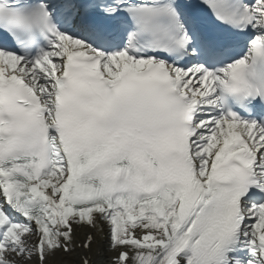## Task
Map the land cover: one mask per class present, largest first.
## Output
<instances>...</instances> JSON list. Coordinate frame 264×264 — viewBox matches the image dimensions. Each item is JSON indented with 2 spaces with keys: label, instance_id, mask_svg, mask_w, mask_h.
Instances as JSON below:
<instances>
[{
  "label": "snow or ice",
  "instance_id": "snow-or-ice-1",
  "mask_svg": "<svg viewBox=\"0 0 264 264\" xmlns=\"http://www.w3.org/2000/svg\"><path fill=\"white\" fill-rule=\"evenodd\" d=\"M0 264H264V0H0Z\"/></svg>",
  "mask_w": 264,
  "mask_h": 264
},
{
  "label": "bare ground",
  "instance_id": "bare-ground-1",
  "mask_svg": "<svg viewBox=\"0 0 264 264\" xmlns=\"http://www.w3.org/2000/svg\"><path fill=\"white\" fill-rule=\"evenodd\" d=\"M98 257H96V256H93V259L95 260V259H97Z\"/></svg>",
  "mask_w": 264,
  "mask_h": 264
}]
</instances>
